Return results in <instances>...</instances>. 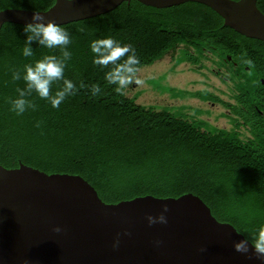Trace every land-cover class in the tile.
Here are the masks:
<instances>
[{
  "label": "trees",
  "instance_id": "1",
  "mask_svg": "<svg viewBox=\"0 0 264 264\" xmlns=\"http://www.w3.org/2000/svg\"><path fill=\"white\" fill-rule=\"evenodd\" d=\"M55 2L0 0V10L45 11ZM257 5L264 13V0ZM61 26L72 39L65 77L77 86L80 80L98 84L101 94L92 96L89 89H80L58 109L33 94L37 110L21 116L10 111L6 98L15 97L17 87H25L23 80L13 81L12 70L23 72L26 63L49 50L33 42L34 55L25 57V25L5 23L0 30V164L16 168L24 163L50 174L80 175L107 203L193 193L219 221L231 223L244 236L264 224L263 41L226 26L216 11L198 2L156 8L125 1L108 13ZM107 36L133 45L140 69L170 53L179 60V50L182 57L176 66L187 62L201 70L212 60L232 67L227 73L239 76L234 102L208 90L191 92L192 98L225 108L232 126L222 128L141 105L128 89L125 95L117 94L104 71L94 65L90 49L93 39ZM230 56L239 60L238 68L229 62ZM244 59H251L254 67L246 70ZM215 72L226 77L221 68ZM38 121H43L41 128L36 127Z\"/></svg>",
  "mask_w": 264,
  "mask_h": 264
},
{
  "label": "water",
  "instance_id": "2",
  "mask_svg": "<svg viewBox=\"0 0 264 264\" xmlns=\"http://www.w3.org/2000/svg\"><path fill=\"white\" fill-rule=\"evenodd\" d=\"M125 1L131 0H56L38 12L64 25L108 13ZM138 1L156 8L205 4L226 26L264 42L258 0ZM33 12L0 10V30L5 23L32 22ZM164 204L169 207L167 224L150 226L147 215H158ZM57 226L61 231H54ZM118 233L119 246L114 248ZM243 238L193 193L107 203L80 175L50 174L24 163L16 168L0 164V264H22L24 259L30 264H264L251 245L247 254L235 250L234 242Z\"/></svg>",
  "mask_w": 264,
  "mask_h": 264
},
{
  "label": "clouds",
  "instance_id": "3",
  "mask_svg": "<svg viewBox=\"0 0 264 264\" xmlns=\"http://www.w3.org/2000/svg\"><path fill=\"white\" fill-rule=\"evenodd\" d=\"M239 2V0H234ZM32 22L26 23L24 31L26 33L23 55L32 57L34 55L32 44L36 42L39 46L49 50L41 58L36 59L23 66V72L20 69L12 70L13 81L23 80L25 87H17L15 97L6 98V103L10 105V111L17 116H21L29 110L35 111L38 108L33 94L40 100L47 101L53 108H59L69 97L75 96L80 89H89L92 96L101 94L102 89L98 84H85L83 80L79 85L65 77V69L68 62L72 59V52L69 45L72 39L69 31L57 24L52 19H46L41 12L35 11L31 17ZM81 32L83 28L79 29ZM90 49L93 53V63L99 69L104 71V78L109 85L115 86L114 90L119 95H125L129 86L141 85L139 79L141 60L136 48L131 44L121 43L112 36L96 38L90 42ZM250 68L254 67L251 59L242 61ZM249 77L253 76L252 71H248ZM254 84L258 81H253ZM55 86V90H54ZM43 121H38L36 127L41 128ZM169 211L167 204L162 205V211L153 216L147 215L148 224H167ZM54 231H61L60 227L54 228ZM125 235L130 233L125 232ZM119 236L113 244V247L119 246ZM159 243V242H158ZM251 245L257 259L264 260V224H262L251 235H245L243 239L234 242V248L237 252L247 254ZM22 264H30L28 259H24Z\"/></svg>",
  "mask_w": 264,
  "mask_h": 264
},
{
  "label": "rangeland",
  "instance_id": "4",
  "mask_svg": "<svg viewBox=\"0 0 264 264\" xmlns=\"http://www.w3.org/2000/svg\"><path fill=\"white\" fill-rule=\"evenodd\" d=\"M181 57L179 50L178 59ZM179 60L176 59L173 63V54L170 53L153 65L141 68L138 76L142 84L129 87V95L137 94V102L141 105L169 109L176 115L201 118L212 125L230 128L231 122L224 115L228 112L225 108L192 98L191 92L198 89L208 90L226 101L234 102L233 94L239 86L235 84L233 75L227 73L232 67L210 60L205 62L207 68L199 70L187 62L176 66ZM218 68L222 69L223 74L231 77L233 87L222 81V74H216L215 70ZM229 84L231 85L230 82Z\"/></svg>",
  "mask_w": 264,
  "mask_h": 264
},
{
  "label": "flooded vegetation",
  "instance_id": "5",
  "mask_svg": "<svg viewBox=\"0 0 264 264\" xmlns=\"http://www.w3.org/2000/svg\"><path fill=\"white\" fill-rule=\"evenodd\" d=\"M231 57V56H230ZM174 61H175V59L173 58V63H174ZM241 61V60H240ZM229 62H232L233 64H234V67L235 68H238V66H239V60H233L232 59V57H231V60H229ZM192 66H194V65H192ZM195 68H196V66H194ZM249 66L248 67H246V70H249ZM219 76V75H218ZM223 76V75H222ZM226 77H221V79H223L222 81H226L227 83H228V85L229 86H232L233 87V81L230 79L231 77L230 76H227V75H225ZM238 77L239 76H236V78H235V84H238V81H239V79H238ZM261 79H264L263 77L261 78ZM244 80V79H243ZM229 82L231 83V85L229 84ZM261 84H262V82H261ZM262 86H263V88H264V85L262 84ZM196 91H201L200 89H198V90H193V92H196ZM261 93H262V96L264 97V91L261 89ZM213 93V92H212ZM216 94V93H215ZM197 99H199V98H197ZM170 100H173V99H170ZM201 100V99H200ZM202 101H204V100H202ZM204 102H208V103H210V104H213V105H215V106H219L220 104H218V103H216V102H209V101H204ZM262 106H261V110H260V114L261 115H263L264 116V103H262L261 104ZM221 106V105H220ZM202 108V107H201Z\"/></svg>",
  "mask_w": 264,
  "mask_h": 264
},
{
  "label": "crops",
  "instance_id": "6",
  "mask_svg": "<svg viewBox=\"0 0 264 264\" xmlns=\"http://www.w3.org/2000/svg\"><path fill=\"white\" fill-rule=\"evenodd\" d=\"M197 99V98H196Z\"/></svg>",
  "mask_w": 264,
  "mask_h": 264
}]
</instances>
